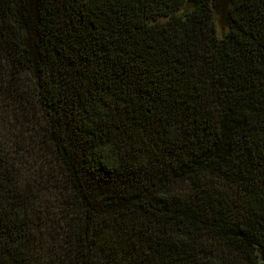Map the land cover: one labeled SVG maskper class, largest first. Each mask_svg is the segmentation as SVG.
<instances>
[{
    "label": "trees",
    "instance_id": "obj_1",
    "mask_svg": "<svg viewBox=\"0 0 264 264\" xmlns=\"http://www.w3.org/2000/svg\"><path fill=\"white\" fill-rule=\"evenodd\" d=\"M0 264H264V0H0Z\"/></svg>",
    "mask_w": 264,
    "mask_h": 264
}]
</instances>
